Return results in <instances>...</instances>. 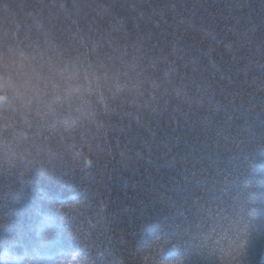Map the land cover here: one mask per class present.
Listing matches in <instances>:
<instances>
[{
	"label": "trees",
	"instance_id": "1",
	"mask_svg": "<svg viewBox=\"0 0 264 264\" xmlns=\"http://www.w3.org/2000/svg\"><path fill=\"white\" fill-rule=\"evenodd\" d=\"M0 54V250L264 264V0H0Z\"/></svg>",
	"mask_w": 264,
	"mask_h": 264
},
{
	"label": "clouds",
	"instance_id": "2",
	"mask_svg": "<svg viewBox=\"0 0 264 264\" xmlns=\"http://www.w3.org/2000/svg\"><path fill=\"white\" fill-rule=\"evenodd\" d=\"M42 76L40 69L23 57L0 54V97L5 101L9 95L30 99L41 94ZM10 259L23 261L7 250H0V264H9Z\"/></svg>",
	"mask_w": 264,
	"mask_h": 264
}]
</instances>
